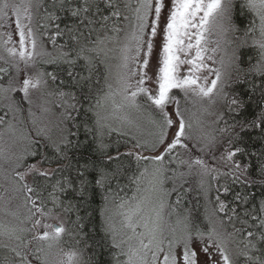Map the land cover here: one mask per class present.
<instances>
[{"label":"snow or ice","instance_id":"1","mask_svg":"<svg viewBox=\"0 0 264 264\" xmlns=\"http://www.w3.org/2000/svg\"><path fill=\"white\" fill-rule=\"evenodd\" d=\"M0 264H264V0H0Z\"/></svg>","mask_w":264,"mask_h":264},{"label":"trees","instance_id":"2","mask_svg":"<svg viewBox=\"0 0 264 264\" xmlns=\"http://www.w3.org/2000/svg\"><path fill=\"white\" fill-rule=\"evenodd\" d=\"M237 23H239V20H237ZM107 257L105 256V257H103L102 259H106Z\"/></svg>","mask_w":264,"mask_h":264}]
</instances>
